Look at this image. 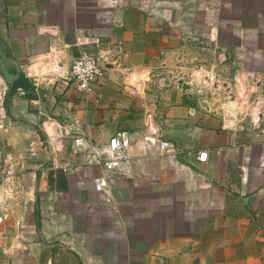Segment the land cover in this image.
Listing matches in <instances>:
<instances>
[{
    "label": "crops",
    "instance_id": "crops-1",
    "mask_svg": "<svg viewBox=\"0 0 264 264\" xmlns=\"http://www.w3.org/2000/svg\"><path fill=\"white\" fill-rule=\"evenodd\" d=\"M80 36L107 62L89 95L46 67ZM249 57L264 0H0V264H264V128L223 127L194 83ZM119 131L130 160L107 172Z\"/></svg>",
    "mask_w": 264,
    "mask_h": 264
},
{
    "label": "built area",
    "instance_id": "built-area-1",
    "mask_svg": "<svg viewBox=\"0 0 264 264\" xmlns=\"http://www.w3.org/2000/svg\"><path fill=\"white\" fill-rule=\"evenodd\" d=\"M94 42V39L88 36H80L77 39V44L83 46L81 53L72 61L71 67L67 70L62 68V65L58 62H52L51 60L47 64L48 72L64 71V76L68 81L73 82L78 91L82 94L89 95L92 91V85L96 82L104 79L107 69V62L103 59L99 53L95 52L92 48L88 47ZM232 82L235 84H241L243 93L238 96L233 93L231 87H228L230 95L229 108L233 111H238L241 108L243 102L252 103L255 109V120H252L251 126L264 128V90L261 88V75L255 71H247L243 73H235L232 76ZM194 82L199 83V78L195 76ZM201 82V81H200ZM234 97V98H233ZM54 123V121H53ZM232 125H237L236 119L232 122H224L223 127L229 128ZM69 135L75 134V128L70 126L66 129ZM74 144L76 147L91 148V144L87 143V140L82 136H76L74 138ZM171 143L167 140H162L161 148L168 149ZM131 146V136L127 131H119L111 136L105 158L98 159V163L104 167L107 172L113 171L118 167L120 162H127L130 160L129 148ZM100 157L101 155L98 154ZM198 159L201 162H206L208 159L207 152H200ZM108 186V179L105 177H99L95 180V188L99 191Z\"/></svg>",
    "mask_w": 264,
    "mask_h": 264
},
{
    "label": "rangeland",
    "instance_id": "rangeland-1",
    "mask_svg": "<svg viewBox=\"0 0 264 264\" xmlns=\"http://www.w3.org/2000/svg\"><path fill=\"white\" fill-rule=\"evenodd\" d=\"M244 66L248 69L255 71H257L258 69L260 71L257 72L260 75H262L260 72L261 69L264 70V61L257 60L254 57H249L248 62ZM213 70L216 71L218 69L215 67L213 68ZM197 72L201 77V79H199V83L197 84L204 85L205 87H208L214 92L216 103L221 106V111L225 119L224 121L232 122L234 121V119H236V123L238 126L240 125L246 126L247 124L251 125L253 123L252 120H255V109L253 108L252 103L248 104L246 102H243L241 108L238 111H233L229 108V105L232 104L230 103L231 99H230L228 87H231L233 93L238 96V99H240V95L241 93H243L241 84H235L234 82H232V77L230 76H228L227 78L225 71L223 70L222 67L220 68V72H218V74L213 73L212 78L209 80L202 79L203 70L198 69ZM261 89L264 90V84ZM232 126L234 127L235 125ZM41 136L43 137V133ZM53 137H56V135H51L50 137V139L53 140V142H56L55 141L56 138Z\"/></svg>",
    "mask_w": 264,
    "mask_h": 264
},
{
    "label": "trees",
    "instance_id": "trees-1",
    "mask_svg": "<svg viewBox=\"0 0 264 264\" xmlns=\"http://www.w3.org/2000/svg\"><path fill=\"white\" fill-rule=\"evenodd\" d=\"M19 86H24V87H30L31 83L25 78V76L23 74H19V79H18V83Z\"/></svg>",
    "mask_w": 264,
    "mask_h": 264
},
{
    "label": "water",
    "instance_id": "water-1",
    "mask_svg": "<svg viewBox=\"0 0 264 264\" xmlns=\"http://www.w3.org/2000/svg\"><path fill=\"white\" fill-rule=\"evenodd\" d=\"M188 87H189V85H185V86H184V88H188Z\"/></svg>",
    "mask_w": 264,
    "mask_h": 264
}]
</instances>
